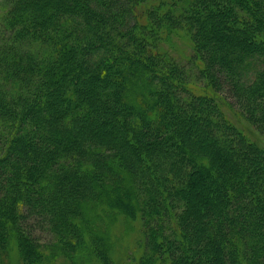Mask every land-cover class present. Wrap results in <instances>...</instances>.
Segmentation results:
<instances>
[{"label": "trees", "instance_id": "obj_1", "mask_svg": "<svg viewBox=\"0 0 264 264\" xmlns=\"http://www.w3.org/2000/svg\"><path fill=\"white\" fill-rule=\"evenodd\" d=\"M2 1L0 264H264V0Z\"/></svg>", "mask_w": 264, "mask_h": 264}, {"label": "rangeland", "instance_id": "obj_2", "mask_svg": "<svg viewBox=\"0 0 264 264\" xmlns=\"http://www.w3.org/2000/svg\"><path fill=\"white\" fill-rule=\"evenodd\" d=\"M4 2L7 3V0H4ZM9 4H10V1L7 3V5H3V1L0 0V29L3 28V25H1V24H3L2 20L4 19V16H6V14L8 13L7 7H8ZM165 35H166V33H165ZM172 41L174 42L173 48H172L174 54L176 56H179V59L182 60L183 62H185V60L187 61L188 56H189V54L192 51V49L190 47L191 43H190L189 39L186 36H184V34L182 32H178L177 35H173ZM165 46H167V45H165ZM179 52L183 53L184 56H182ZM259 69L260 68H259V66H257V64L253 65L252 70L250 72H248L249 73V78L246 81L247 82L252 81L254 79V77H255L256 72ZM224 110L226 112V115L234 123L239 125V127L244 129L247 133H249V135L252 136L253 139H257L259 144L262 147H264V137L261 134H259V132L255 128L250 127L249 124H247L242 118H240V116H237L235 111L230 110L227 107H224ZM39 233H38V235H39ZM42 236H43V240H42L41 243H44L45 241L52 239V236L50 234H48L46 231H44ZM59 246L63 247L62 245H59ZM116 250H120L119 247H116ZM130 252H131L130 255H135L136 253H138V252H136L133 249H131ZM7 253H8V249H7ZM12 254L14 255V253H12ZM68 261L69 260L67 258H65V256L62 254V252L58 249L56 251V259H55V261H49L48 264H69ZM80 262L81 263H79V264H84L83 263L84 261H82L81 259H80ZM43 264H47V263H43Z\"/></svg>", "mask_w": 264, "mask_h": 264}]
</instances>
